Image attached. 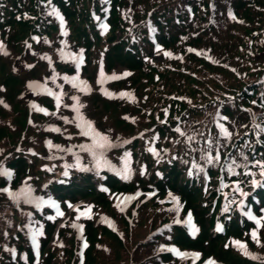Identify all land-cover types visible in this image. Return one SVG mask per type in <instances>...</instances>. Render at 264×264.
Masks as SVG:
<instances>
[{
    "label": "trees",
    "instance_id": "16d2710c",
    "mask_svg": "<svg viewBox=\"0 0 264 264\" xmlns=\"http://www.w3.org/2000/svg\"><path fill=\"white\" fill-rule=\"evenodd\" d=\"M101 3L102 0H0V25H11L20 36L33 34L48 39L59 32L52 13L53 6H58L69 21L73 40L88 48L94 45L105 50L109 65H128L136 71L135 81L146 79L151 99H161L160 106L166 109L158 111H167L165 121L156 122V129L161 143L168 147L161 163L170 167L168 183L172 182L173 187L182 182L187 157L193 155V160L203 165L209 155L216 154L217 144L221 152L227 151L225 172L233 159L245 163L241 153L248 162L257 155L264 158V132L260 131L264 128V0H111L110 27L104 34L91 15L92 10L103 13ZM148 23L157 28L160 43L170 53L162 62L151 63L144 58L151 48ZM191 47L197 51L192 52ZM217 120H221L230 137L216 131ZM165 136L169 138L166 142ZM15 166L21 165L15 162ZM235 177H242L241 168H236ZM83 180L68 192L94 194L90 181ZM65 190L60 187L56 192L67 193ZM192 192H188L189 203L197 195ZM33 218L0 192V246L7 243L25 248L24 242L19 244L15 237L23 235L25 223ZM199 219L204 224V219ZM123 223L128 231L129 225L125 220ZM227 228L230 234H242L234 220ZM161 231H151L144 240L133 241L130 235L121 239L103 226L88 225L90 245L84 264H175L171 256L155 254L158 243L176 242L198 249L204 248L208 239L211 250L217 245L218 238L207 237L206 230L194 240L177 228ZM261 237L264 240V230ZM27 251L32 264L28 246ZM69 252L65 243L52 252L55 254L48 252L43 264H71ZM225 254L222 257L227 258ZM14 260L7 258V264ZM232 263L247 261L233 259Z\"/></svg>",
    "mask_w": 264,
    "mask_h": 264
},
{
    "label": "rangeland",
    "instance_id": "374dc122",
    "mask_svg": "<svg viewBox=\"0 0 264 264\" xmlns=\"http://www.w3.org/2000/svg\"><path fill=\"white\" fill-rule=\"evenodd\" d=\"M4 37L6 38L7 42L6 40L1 41L0 38V45H2V47H0V105L1 107L7 105V110L3 109V111L1 108L0 116L2 119L8 118L6 121V126L12 131L11 134H13L15 131L20 136V138L23 137L24 142L30 141L31 138H29V136H33V130L37 128L34 125V122L42 121V119L45 118L49 119L54 114V111H52L51 108L56 107L58 105V101L53 98V92L55 97L59 96V102L67 104V107L65 110H61V112H58V114L55 115V118L58 119L57 122L59 125H62V128H59L58 131H49L50 134H53L54 140L59 142L58 146L52 150L56 151L55 154L61 151H66L68 157H74L76 154H78L88 159V161H82V158L77 157L74 160H71V163H68L70 167H74L78 163L90 165L89 161L93 164H96L91 152L84 150L81 147L82 145L88 146L93 143L91 135L85 136L82 134V131L85 129V121L94 123V118L96 120H102L100 117L102 113H106L108 115L111 114L114 119L118 115L120 119L118 124L115 123L111 117L106 118L108 123L114 125V134L112 137L108 136L110 138V144L112 143L111 147H117L132 139L139 131L142 130L143 126L145 127L149 120L146 112L147 110L146 108H143V105L139 102L144 90H146L144 83L142 81H136L138 83L134 84L132 73L123 66L114 65V68L108 69L104 63L103 57L96 54H94V57L91 60L83 62L81 60L83 59L84 54H74L73 57H77V62L75 61L74 66L76 67V73L71 74H64L60 72L58 70L59 67L57 66V62H53L51 69L49 68L48 70L52 71V73L55 74V77L52 81H48V84L46 85L51 87L53 92L50 88L44 87L40 90V92L43 94V99H35L31 98L30 96L29 99L26 98L24 101L26 106L23 105L19 98L12 96L21 92L24 84L34 81V73H32V70H34L36 66L44 67L46 65L47 58L39 57L34 60L31 68L32 70L23 67V70L14 72L12 65L15 60L18 59V53L20 52V49L15 44V40L18 35L10 32L4 33ZM79 52H81V50ZM101 71L103 72V76L101 75ZM52 73H48V76L50 77ZM9 75H15V77H18L19 79V82H17L15 87H11V89L3 85V80L5 81V77H8ZM29 75H31V78H29ZM65 77H67V79H65ZM81 81L85 82V84H81ZM100 81H103V83H100ZM37 90V86L33 85L29 87L28 94L37 92ZM104 96L107 97L104 100L107 111L102 106V100ZM7 97L11 98L8 99ZM73 97L76 99H73ZM114 98L129 99L133 102L126 106V109H121L120 105L117 106L113 103L115 101ZM63 107L64 106H61V108ZM41 109H43V111H41ZM49 122L51 125V122L53 121L50 119ZM101 125L106 126L105 128L109 126L105 122V115L104 121L101 122ZM109 128L111 127L109 126ZM95 130L101 133L100 128L96 127ZM117 135H120V137ZM3 136L7 138V132ZM53 137L50 136L51 139ZM37 141L41 147H44L46 150L49 149L50 143L48 139L39 137L37 138ZM0 143H3L2 139H0ZM3 146H0V149L4 148ZM7 148H10L8 143ZM32 149L35 150L37 148L33 147V144L31 143H28L25 148L21 147V150L23 151ZM107 149L108 147L102 150L103 158L106 160H108V157L106 156ZM147 155L150 156L147 152H140L136 153L134 157L129 148H123V151L117 150L113 157L116 163L115 165L117 166L116 168L120 170V178L133 181V183L136 184L135 187H139V192L141 195L148 197V191L150 190L144 191L142 189L154 188L151 185L153 182L152 179L155 175V167L148 163L146 158ZM46 156H49V154L45 153V155L42 157V161L47 160ZM67 156L61 155L60 158L61 160H65L67 159ZM43 169L44 164H42L37 157L29 155L26 163L23 165V174L20 177L15 178V176L12 174L10 176L6 175L7 181L11 182L12 185H7L4 188V193L7 194V196H9V191L13 193H19L20 185L28 180L22 189H31V192L28 195L32 202H25L23 196L18 197V200L22 204L23 208H28L33 202H36V196L40 195V191L44 187L43 180L46 177V173H49L47 171H43ZM72 171V169H67L66 172L71 173ZM102 171L103 170L98 169L97 174H100ZM104 193L107 194L112 203L105 202L100 204L98 200L100 197H102V195H104ZM133 193L120 196L115 192H110L108 188L105 187L103 188V192L96 193L97 196L92 195L86 198H80L75 202L68 200L66 207L57 200H53V202H50L51 208L47 211V214L48 216L56 218L62 216V220H65L68 213L71 212V215L76 219L75 229L80 232L81 225H83L85 222L94 224L97 222L105 224L107 223L111 227L120 228L123 222L118 213L123 212L124 214H127V212H131L134 222V231L132 237L133 241L142 239L151 222L154 221L155 224L161 223L160 221L166 219V214H170V217L173 220H181L180 223H185L183 219H181L180 215V202L178 204V200L176 201V196L175 199H173L174 197L171 192H169V194L165 195V197L160 200V202H164L165 204L156 209L148 208V200L147 202L143 200V202H139L135 205L129 204L131 202L129 201V197H132ZM45 202H48V200H45ZM53 203L57 207H53ZM69 205L72 207H69ZM65 208H68L71 211L66 212ZM59 213H62V215ZM256 220H264V211L262 216ZM260 225L261 224H259V226ZM63 227L64 225L60 226L59 229ZM35 233L38 235V231H35ZM54 234L55 235L51 236L53 241H58L61 239L57 235V232ZM63 234L67 235V237H70V234L66 232ZM237 241L239 240L230 239L224 241V244L229 249V251H226L225 254L228 261L235 259V257L245 256V254L242 253V251L236 246L235 242ZM247 251L251 253V249L247 248ZM235 252L239 254L237 255ZM255 253L256 256L259 255L258 252ZM106 254L108 253L106 252ZM186 257H189L188 260L193 261L194 259H197L196 255H187Z\"/></svg>",
    "mask_w": 264,
    "mask_h": 264
},
{
    "label": "snow or ice",
    "instance_id": "6c2138e0",
    "mask_svg": "<svg viewBox=\"0 0 264 264\" xmlns=\"http://www.w3.org/2000/svg\"><path fill=\"white\" fill-rule=\"evenodd\" d=\"M53 13H55V9H53ZM55 14L57 16H59L58 13H55ZM59 19L63 23V17H59ZM0 47H2V45H0ZM101 75L103 76V72L102 71H101ZM65 79H67V77H65ZM80 83L81 84H85V82H83V81H81ZM100 83H103V81H100ZM56 99L59 102V96H57ZM73 99H76V98L73 97ZM41 111H43V109H41ZM219 127H220V131H221V133L223 134L224 137H226V138L227 137H230L231 134L224 128L223 125H219ZM256 127L257 128H260L259 125H256ZM176 130L178 132L180 131L179 129H176ZM57 131H58V129H57ZM260 131L261 132H264V128H260ZM82 134L85 135V136L91 135V139H92L93 143L91 145H88V146H83L82 145L81 147L84 150H87V151H90L91 152L93 158L95 159L97 168H100V167H103V166L111 167V165L109 164V162L106 159L103 158V151H102L106 147L110 146V141H109L108 137L105 136V135H102L99 132H97L94 129V127L92 126V123L89 122V121H85V129L82 131ZM188 139L191 140L193 138L192 137H189ZM96 150H99V151H96ZM240 155L243 158V160L245 161V163H237V161L233 159L231 161V163L227 166L228 172L235 174V169L236 168H247L249 166L248 163H247L248 157L245 156L243 153H241ZM219 159H220V157H219V154L217 153V155L214 158L209 156L207 158V162L209 164H211L213 162H219ZM251 166L252 167H258L260 169V175L261 176H264V160H257L255 162H252V165ZM202 170L203 169H201V171ZM0 174L7 175V176H10L11 175V173H8V172H5V171H0ZM245 174H247V175H253V176L255 175L254 173H251V172H247ZM258 183H259V181H256L255 179L252 180V184L253 185H256ZM235 191L236 192H239L242 196H247V193L243 192V190L239 187V184H237V186L235 188ZM30 192H31V189L30 188L22 189L19 193H13V192H10L9 191V196H10V198H12L14 200V202H17V203L19 202L18 197H21V196L24 197L25 202L31 203L32 200L30 199V197L28 195ZM173 199H175V198H173ZM233 202H235V201H233ZM240 204L242 205L243 204V201H241ZM37 206H39V205H37ZM52 206L53 207H57L54 203H53ZM69 207H72V206L69 205ZM59 214L62 215V213H59ZM49 218L51 219V217H49ZM249 218L256 220V218L253 217V216H251V214H249ZM186 223L188 224L189 227L192 228L193 233H195L196 229H195V226L191 224L190 214H189V219H188V221H186ZM256 223L259 225V224H261V221L260 220H256ZM73 226L76 227V225H73ZM217 230L219 231L220 228L218 227ZM252 237H253L254 240H256L259 243L258 234L256 232H253L252 233ZM32 241H33V244L35 245V242H36V235L35 234L32 237ZM235 243H236V246L245 255L251 256V253H249L247 251V247H246L245 244H243V243H241L239 241H237ZM252 258L253 259H256V257H252ZM207 264H214V262L213 261H208Z\"/></svg>",
    "mask_w": 264,
    "mask_h": 264
}]
</instances>
